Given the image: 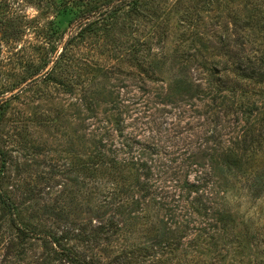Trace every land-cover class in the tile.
Instances as JSON below:
<instances>
[{"label":"rangeland","instance_id":"1","mask_svg":"<svg viewBox=\"0 0 264 264\" xmlns=\"http://www.w3.org/2000/svg\"><path fill=\"white\" fill-rule=\"evenodd\" d=\"M63 1L0 0V178L21 225L91 237L104 224L98 241L67 245L99 264H264V80L235 72L264 53V0H67L60 12ZM74 33L70 62L29 79L30 61L54 64ZM175 78L195 89L170 96ZM125 159L147 167H111ZM2 214L0 264H60L39 237L22 263L9 255Z\"/></svg>","mask_w":264,"mask_h":264},{"label":"trees","instance_id":"2","mask_svg":"<svg viewBox=\"0 0 264 264\" xmlns=\"http://www.w3.org/2000/svg\"><path fill=\"white\" fill-rule=\"evenodd\" d=\"M140 0H130L129 2H121L119 6H125L126 3H133L134 5H138V2ZM117 5V6H118ZM60 12H67L72 10L69 5H68V1H63L60 3ZM123 6V7H124ZM137 6L133 9L137 10ZM122 9V8H121ZM92 12V11H90ZM89 12V13H90ZM116 11L113 8L110 9H105V10H100V14L99 15H94V17L89 15H86L81 23L79 24V26L77 27V29H79V33L78 36H82L83 33L85 31H93L94 28L101 22L100 20L102 19V16L104 15V17H112L115 16ZM251 16L249 17L251 20V23H246V25L251 24L252 27L254 29H256L259 26V23L261 21V15L260 14H255V12L253 13V11L251 10ZM72 20V19H71ZM74 20V19H73ZM72 20V21H73ZM71 23V22H70ZM263 27H261L259 29V31L263 34L264 31L262 30V28H264V25H261ZM60 27L54 28L55 30L59 29ZM65 31V30H64ZM74 32V31H73ZM225 32L227 34V30L225 29ZM77 36V34H73L71 36H69V38L67 39V41L64 43L61 51L59 52V54L56 56V59L54 61V64L51 65V63L53 62L52 59H44L43 63H37L35 61H30L31 63L29 64L30 66V70H31V74L28 77L29 79L32 77H35L36 75L42 74L41 76L37 77L36 79H34L33 81H37L38 78L42 77V76H46V77H52V74L56 73L57 68H61L63 67L64 64H68L71 60V57L68 56V53L70 51V46L73 45L74 42V38ZM226 35H224L222 37L225 38ZM242 46V50H244L245 48V42L244 41H236L234 46ZM224 46H230V44L224 45ZM58 50V47H53L52 48V52H56ZM245 60H243L242 62H240L239 64H237L236 66V71L237 73H242L243 75H245L248 78H260L262 80H264V53L261 54L260 57H255V58H249V57H245ZM62 64V66H61ZM158 64V63H157ZM51 65V66H50ZM50 66V67H49ZM61 66V67H59ZM151 68L153 70L157 69L158 65H154V63L150 64ZM213 80V79H212ZM219 80L224 81L222 79L221 76H219ZM170 96L173 95H182L184 93H190L195 89V83L192 80H188L187 78H175L171 81L170 85ZM7 101H4L1 103L0 105V109L1 107L4 106V104ZM1 112V111H0ZM1 142V140H0ZM7 158V153L5 151H3L1 149V144H0V173L4 172L6 170V159ZM223 159H221L220 164L223 165L222 167H226L227 170H230L233 166H237L239 165V158L237 156H226V157H222ZM124 164L120 163L119 161H114L113 160V166L111 165L112 168H118L119 166L122 165H127L129 166L130 164L133 165H137L140 164L142 167L146 166L147 164L144 162L138 163L135 160H123L122 161ZM104 163L98 160L94 161V166H98V165H103ZM238 167V166H237ZM92 175L93 177H95L96 175V170L94 167H92ZM232 170V169H231ZM199 180V179H197ZM254 180L256 181H264V171L259 174V175H255ZM187 186H191L194 187L196 190H198V188H200L201 186L199 184H195L193 183L192 185H189L187 183ZM142 190H147L145 185L141 186ZM147 193V192H146ZM0 204H1V209H2V217L6 218L7 216H10V224L16 229V235L14 240L11 242L10 244V249L7 250L8 253H10L9 255H13L14 259L19 260L21 263L22 261H24V259L26 258V255L28 253V250L30 247L27 246V243L29 242L28 239L29 238H33V237H39V238H43L45 240V249L47 250V252H49L50 254L53 255V259L56 262H59L60 264H99V261L95 258H91L89 259L86 255L80 254L77 251H75L73 248L68 247V242H70L73 238V235L76 236L77 239L82 240V241H86V242H90V241H98L101 238V233L105 232L107 230L106 226L104 224H100L98 226L97 229H95L94 234L89 237L87 235H85V233H80V234H74L73 232L67 231V233L65 234H61L60 236H58L55 233H50V234H45L42 235L41 233H37L35 231H31L30 229H28L27 227H23L20 223V220L18 218L15 217V214L17 212V208H15V204L12 202L10 196L4 191L3 187H2V181L0 178ZM54 212V211H52ZM107 211H103L101 212L100 209H97L95 211V216L99 219H103V217L106 215ZM225 214V212H222V215ZM229 219L226 216H222V218L220 219V222L222 224H224V226H227L229 224ZM73 234V235H72ZM36 235V236H34ZM9 241H8V246H9ZM7 246V247H8ZM5 255V254H4ZM233 264V263H231Z\"/></svg>","mask_w":264,"mask_h":264}]
</instances>
